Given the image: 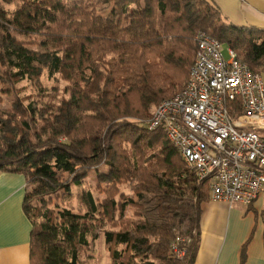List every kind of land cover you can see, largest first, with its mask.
<instances>
[{"label":"trees","instance_id":"16d2710c","mask_svg":"<svg viewBox=\"0 0 264 264\" xmlns=\"http://www.w3.org/2000/svg\"><path fill=\"white\" fill-rule=\"evenodd\" d=\"M13 31L36 36L40 48L20 46ZM200 31L262 72L264 30L227 23L208 0H23L12 13L0 6V63L10 80L48 69L68 82L40 117L32 104L14 116L0 142V172L27 177L31 264H82L99 239L112 264H192L212 180L199 181L164 128L145 120L184 85ZM146 148L148 157L137 158ZM103 162L100 198L85 178ZM125 183L131 194L120 191ZM128 208L134 216L123 220ZM180 236L191 239L181 259L173 252Z\"/></svg>","mask_w":264,"mask_h":264},{"label":"built area","instance_id":"2783aa9c","mask_svg":"<svg viewBox=\"0 0 264 264\" xmlns=\"http://www.w3.org/2000/svg\"><path fill=\"white\" fill-rule=\"evenodd\" d=\"M196 42L185 85L155 107L148 127L164 128L199 181L211 178V200L250 205L264 196V78L233 48L225 57L206 31ZM190 242L175 240L178 258Z\"/></svg>","mask_w":264,"mask_h":264},{"label":"crops","instance_id":"0c3cea01","mask_svg":"<svg viewBox=\"0 0 264 264\" xmlns=\"http://www.w3.org/2000/svg\"><path fill=\"white\" fill-rule=\"evenodd\" d=\"M227 23L264 30V0H208ZM264 78V60L260 64ZM27 177L0 172V264H31L32 224L24 210ZM199 245L192 264H264V196L252 204L201 205Z\"/></svg>","mask_w":264,"mask_h":264},{"label":"rangeland","instance_id":"374dc122","mask_svg":"<svg viewBox=\"0 0 264 264\" xmlns=\"http://www.w3.org/2000/svg\"><path fill=\"white\" fill-rule=\"evenodd\" d=\"M22 2L23 0H13L12 3H6L3 0H0V6L4 7L9 13H12ZM13 33L20 42V46L28 47L30 49L40 48L37 42L39 39L36 36L20 35L14 31ZM227 48L228 46L224 44L223 52L225 57H227ZM10 72L11 71L6 66L0 63V142L6 139L3 129L6 133H11L13 131V128L15 127L14 116L17 117V120L22 119L20 115L22 110L32 104L33 107L37 108V116L40 117V112H43L47 108L50 109L52 104L58 103L59 99L65 92L66 85L68 84L60 74L50 75L48 69H45L37 79L26 78L16 82L10 80ZM183 86L176 88L174 94L179 92ZM154 109L155 107L151 109L152 114ZM151 117L152 116L145 120L146 124ZM124 147H127V149L130 150L127 142L124 143ZM150 152V149H143L142 154H138L137 158L139 157L140 160H145ZM105 164L106 163L103 162L102 165H100L96 176L92 174L93 176L85 178L87 185L91 187L94 193L100 198L105 196L102 192L103 188L106 187L104 180L108 175V168ZM34 185L35 183L32 184V189ZM79 191L78 187H74V192L76 194H78ZM120 191H123L126 194H131V187L128 183L121 184ZM117 197H119V194ZM32 202L35 204L36 199H32ZM77 203L78 200L75 199V204L77 205ZM133 216L134 208H128L123 220L132 218ZM121 221L122 219L119 220V222ZM81 258L82 264H112V259L108 248L104 245L103 239L97 241L95 248L93 247L83 251Z\"/></svg>","mask_w":264,"mask_h":264}]
</instances>
